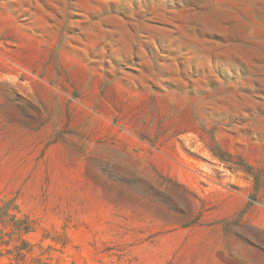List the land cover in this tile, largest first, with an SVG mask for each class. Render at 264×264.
<instances>
[{"label": "rangeland", "instance_id": "obj_1", "mask_svg": "<svg viewBox=\"0 0 264 264\" xmlns=\"http://www.w3.org/2000/svg\"><path fill=\"white\" fill-rule=\"evenodd\" d=\"M0 264H264V0H0Z\"/></svg>", "mask_w": 264, "mask_h": 264}]
</instances>
